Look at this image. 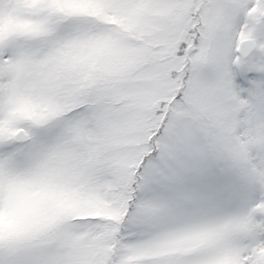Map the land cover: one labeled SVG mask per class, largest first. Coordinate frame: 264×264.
<instances>
[{"label": "snow or ice", "instance_id": "obj_1", "mask_svg": "<svg viewBox=\"0 0 264 264\" xmlns=\"http://www.w3.org/2000/svg\"><path fill=\"white\" fill-rule=\"evenodd\" d=\"M0 264H264V0H0Z\"/></svg>", "mask_w": 264, "mask_h": 264}]
</instances>
